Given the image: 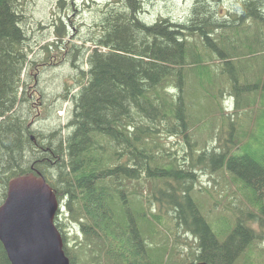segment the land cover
Listing matches in <instances>:
<instances>
[{
  "label": "trees",
  "instance_id": "1",
  "mask_svg": "<svg viewBox=\"0 0 264 264\" xmlns=\"http://www.w3.org/2000/svg\"><path fill=\"white\" fill-rule=\"evenodd\" d=\"M119 1L84 44L58 46L73 83L49 99L29 87L40 63L23 3L0 0V204L12 178L44 176L64 208L55 223L70 264H245L258 238L252 222H264V123L253 129L264 108V0L225 11L195 0L185 21L153 23L141 16L142 0ZM50 46L42 45L46 57ZM39 112L56 123L36 121ZM170 138L183 141L182 157ZM199 169L229 173L247 208L208 218ZM153 202L192 236L190 249ZM0 264H12L1 240Z\"/></svg>",
  "mask_w": 264,
  "mask_h": 264
},
{
  "label": "rangeland",
  "instance_id": "2",
  "mask_svg": "<svg viewBox=\"0 0 264 264\" xmlns=\"http://www.w3.org/2000/svg\"><path fill=\"white\" fill-rule=\"evenodd\" d=\"M23 3V9L27 16L25 27L28 29V35L33 47L32 56L39 60V66L34 70H30L32 76L30 79V89L33 86L34 90H44L49 99H54L58 95L57 92H63L66 85L73 83V70L70 64L65 59L60 60L61 55L58 46H65L66 43H76L77 45L84 44V39H90L96 22H99L102 10H108L116 5H121L119 0H20ZM195 0H142L143 10L141 16L146 22H155L160 17H169L174 21H185L191 14L192 6ZM236 0H217L214 5L222 8L225 11L227 8L233 9ZM100 13V14H99ZM52 42L57 43L55 46ZM50 44L52 55L46 57V51L42 49V45ZM91 45L86 42V46ZM39 53H41L39 55ZM46 61H40L41 59ZM28 78V75L25 74ZM73 91H77L76 89ZM36 97V96H35ZM57 101V99H56ZM264 99L260 101L261 104ZM227 107L232 110L235 107V99L227 98ZM69 104L65 102L63 109L58 112L63 123L68 120ZM252 117V116H250ZM44 118L45 121L56 123L54 117L45 112H39L36 121ZM242 118V114H240ZM248 119V117H246ZM252 118H250V121ZM254 127L256 133H261L264 123V108L258 111L256 109L254 117ZM258 124L255 125V123ZM206 130V129H205ZM206 132V131H205ZM172 141V142H171ZM171 142V143H170ZM183 141H181L182 144ZM181 144L176 138L169 139V146L174 149V153L178 151V155L182 157L184 150H181ZM180 147V148H179ZM224 172V171H223ZM222 171L210 172L207 169H199L197 173L198 182L195 183V188L199 195L208 199V206L212 208L211 213L207 214L208 218L213 219L215 214L228 213L230 208H235L237 212H241L243 208H247L241 196L237 195L236 187L230 185L227 172ZM208 188L210 193L205 192ZM243 203V204H242ZM61 204V203H60ZM152 208L157 212L164 214V225L172 238L177 237L179 246L184 249H190L189 244L192 236L182 229L177 228L173 219V212L165 211V207L159 206L157 203H151ZM242 206V209L239 207ZM60 205L59 210H63ZM225 210V211H224ZM222 216H225L222 214ZM215 219V218H214ZM225 220L216 221L218 229L223 228ZM257 233V239L252 244V249L248 251L246 259H241L245 264H264V222H252ZM68 233L73 235L76 228L72 225L67 227ZM173 241V239H172ZM194 243V242H193Z\"/></svg>",
  "mask_w": 264,
  "mask_h": 264
},
{
  "label": "water",
  "instance_id": "3",
  "mask_svg": "<svg viewBox=\"0 0 264 264\" xmlns=\"http://www.w3.org/2000/svg\"><path fill=\"white\" fill-rule=\"evenodd\" d=\"M56 192L41 174H24L8 183L0 204V240L12 264H70L55 223ZM194 264H210L200 260Z\"/></svg>",
  "mask_w": 264,
  "mask_h": 264
},
{
  "label": "bare ground",
  "instance_id": "4",
  "mask_svg": "<svg viewBox=\"0 0 264 264\" xmlns=\"http://www.w3.org/2000/svg\"><path fill=\"white\" fill-rule=\"evenodd\" d=\"M255 240V239H254Z\"/></svg>",
  "mask_w": 264,
  "mask_h": 264
}]
</instances>
